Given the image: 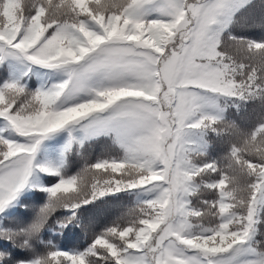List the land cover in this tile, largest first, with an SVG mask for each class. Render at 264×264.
Returning <instances> with one entry per match:
<instances>
[{"label":"snow or ice","instance_id":"6c2138e0","mask_svg":"<svg viewBox=\"0 0 264 264\" xmlns=\"http://www.w3.org/2000/svg\"><path fill=\"white\" fill-rule=\"evenodd\" d=\"M253 7L0 0V241L31 253L5 249L0 264H264V39L233 35ZM248 103L261 116L241 130L227 111ZM213 136L228 144L225 168L210 159ZM100 139L119 155L70 175ZM120 193L136 200L128 226L82 250L43 239L58 209L63 230ZM37 194L31 218L10 222Z\"/></svg>","mask_w":264,"mask_h":264},{"label":"trees","instance_id":"16d2710c","mask_svg":"<svg viewBox=\"0 0 264 264\" xmlns=\"http://www.w3.org/2000/svg\"><path fill=\"white\" fill-rule=\"evenodd\" d=\"M253 8L249 9L246 14L247 22L244 20L238 24L233 32V35H244L247 38L260 40L264 39V28L260 27L258 21L264 9L261 8L264 0H252ZM226 48L231 49V44L226 41ZM3 73L0 72V76ZM35 84V81H33ZM261 112L258 103H248L243 105L239 111L230 108L227 111V120L234 122L241 130H250L256 126L260 119ZM212 147L210 149V159L218 162V166L225 168L227 166L228 144L212 137L210 141ZM119 153L111 146V141L108 139H100L89 143L83 150V158L75 156L73 158L74 166L69 168V174L74 175L84 167L85 159L89 163H94L98 158H108L117 156ZM119 176V173L116 174ZM215 178V177H214ZM91 180V176L88 177ZM217 197L216 192H205L200 199L214 200ZM44 195L37 194L31 199L25 200L23 203L28 205L27 211L23 204L16 210V215L11 218L10 222L30 219L33 214V209L36 205L44 202ZM195 202V200H194ZM137 208L135 197L128 193H120L116 196H107L95 201L93 204L84 208L80 215V222L76 225H69L66 229H60L56 226L57 220H63L70 213L65 209H58L53 215L49 229L43 236L45 241H52L61 250H76L87 247L93 240L95 235H98L106 227L120 225L128 226L134 218L133 210ZM261 231L264 232V226H261ZM264 239V237H258ZM8 249L14 257H28L30 252L22 251L19 248H11L4 241H0V251ZM37 251L46 253L49 249L44 245H39Z\"/></svg>","mask_w":264,"mask_h":264}]
</instances>
